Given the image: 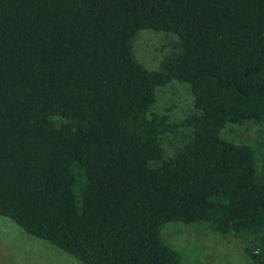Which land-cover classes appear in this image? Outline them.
<instances>
[{"label": "trees", "instance_id": "obj_1", "mask_svg": "<svg viewBox=\"0 0 264 264\" xmlns=\"http://www.w3.org/2000/svg\"><path fill=\"white\" fill-rule=\"evenodd\" d=\"M142 30L178 37L158 71ZM172 81L195 98L180 123L153 112ZM246 121L264 123V0H0V216L82 264H181L160 231L200 222L264 264L255 152L221 137Z\"/></svg>", "mask_w": 264, "mask_h": 264}, {"label": "rangeland", "instance_id": "obj_2", "mask_svg": "<svg viewBox=\"0 0 264 264\" xmlns=\"http://www.w3.org/2000/svg\"><path fill=\"white\" fill-rule=\"evenodd\" d=\"M178 37L173 34L142 30L131 40L130 47L139 63L150 71L160 70L162 62L175 51ZM153 112L167 115L172 123H180L195 113V98L188 84L172 81L156 88ZM185 130L163 135L165 160L183 147ZM221 137L238 145L250 146L256 155L257 175L264 181V123L246 121L227 124ZM162 161L152 162L157 168ZM80 206V203H79ZM160 237L180 256L181 264H255L248 248L260 241L248 233L221 234L207 223H167ZM0 264H82L73 256L46 241L26 234L14 221L0 216Z\"/></svg>", "mask_w": 264, "mask_h": 264}]
</instances>
